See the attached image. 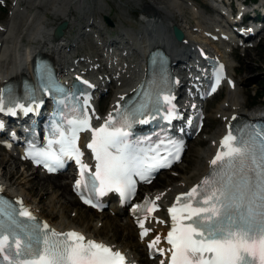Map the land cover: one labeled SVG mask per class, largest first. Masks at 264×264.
<instances>
[{"label":"snow or ice","instance_id":"obj_1","mask_svg":"<svg viewBox=\"0 0 264 264\" xmlns=\"http://www.w3.org/2000/svg\"><path fill=\"white\" fill-rule=\"evenodd\" d=\"M223 68L221 64L217 84ZM41 71L40 80L29 87L24 97L10 91L0 95V112H36L34 106L45 103L44 92L55 98V119L47 143L38 147L29 140L26 151L49 171L63 168L75 158L80 168L75 186L87 203L101 207L99 197L112 189L128 200L136 194L137 176L147 180L162 164L180 159L184 141L167 128L161 130V138L136 134L138 124L156 117L168 121V128L174 119L184 117L174 102L176 94L162 62L159 75L145 80L131 97L122 94L128 98L123 103L117 100L119 107L109 112L99 126L93 125V116L86 111L91 92H81L79 85L69 91L47 64ZM79 79L95 87L84 76ZM77 95L82 98L77 100ZM186 122L190 124L191 118ZM3 128L5 123L0 120V129ZM87 129L92 133L87 147L95 153L94 172L83 161L84 151L78 143L81 131ZM245 129L229 128L210 161L208 174L188 192H181L176 197L178 203L169 208L172 217L166 239L170 249L155 247L161 239L159 235L149 241L154 253L170 251L168 264H264V126L246 125ZM16 199L19 204L0 194V264H133L123 251L109 243L86 238L75 229L57 231L36 217L22 198ZM132 207L142 209L144 218L138 222L142 234H147L145 219L160 204L145 197L143 205Z\"/></svg>","mask_w":264,"mask_h":264},{"label":"bare ground","instance_id":"obj_2","mask_svg":"<svg viewBox=\"0 0 264 264\" xmlns=\"http://www.w3.org/2000/svg\"><path fill=\"white\" fill-rule=\"evenodd\" d=\"M17 5L11 6L13 15L19 18H14L10 15L5 24H0V90L2 85L12 80L20 82L23 76H32L33 58L41 54L50 58L56 64L57 69L63 74V78L72 79L76 74L84 73L85 76L91 77L94 83L98 84L101 89L107 88L110 99L107 108L102 112L104 117L108 116L115 107V102L122 99V94H129L134 86H136L146 73V60L149 52L152 49L161 47L171 57L172 61H176V65L184 63L185 65L192 63L198 66L199 59L187 57L190 53L184 42L177 41L174 37L172 27L179 26L186 31L185 42L189 45L205 43V33L209 29L217 31L219 34L225 31L218 27L217 24H210L205 21L204 14L193 4L186 0H146L144 5L151 7L150 14L140 16L141 22L133 29L118 26L121 32L113 39H107L105 32L101 31L102 25L98 24L96 18H92V12L102 14L105 11V5L102 0H97V4L88 8V22H93L97 31L84 30L77 37L70 38L66 35L69 29H75L79 25V19L73 18L70 13L73 10L81 9V0H13ZM131 1V0H130ZM140 0H132L134 7L143 8ZM126 1L118 0L120 6ZM128 3V2H126ZM120 6V17L125 21L127 17L126 7ZM22 9V17L16 15L17 10ZM149 10V8H148ZM186 10H191L197 18V32L192 30L189 25L188 18L184 14ZM51 15V17H49ZM179 18H175V16ZM146 17H152L146 18ZM155 17V18H154ZM92 18V21L90 19ZM160 18V19H159ZM209 19V18H208ZM68 21L67 31L60 37H54L53 31L59 21ZM165 21V30L164 23ZM218 27V28H217ZM2 30V32H1ZM81 33L89 36L86 39L80 37ZM91 44L93 51L85 53H77L84 44ZM208 50L220 51L217 49L216 43H207ZM214 45V46H213ZM191 54V53H190ZM222 59H225V52H221ZM181 71L179 67L176 72ZM191 72L180 75V83L188 82L192 76ZM244 79V78H243ZM238 79L236 85L227 87L226 96L214 108V115L220 118L217 127L207 134L208 142L199 148H196L197 160L192 163L191 167L179 175L177 178L169 180L165 185L155 188L143 186V194H149L151 197L159 196L158 203L171 202L176 193L185 191L191 185L198 182L201 177L209 170V165L212 156L217 151L220 145V137L226 133L227 124L231 117H239L241 115L256 119L260 117L258 108H246L243 98L239 94L240 81ZM240 80V81H239ZM239 89V90H238ZM238 90V92H237ZM181 103L187 107L189 102L182 93ZM194 143L192 141L190 144ZM15 164V165H13ZM4 167L5 176L0 173V185L3 190L13 196H18L24 199L38 216L50 219L51 224L60 230L77 229L80 232L86 233L90 237L97 240L112 244L116 248L126 251L127 254L135 259L141 260L136 247H144L146 240L138 239L131 240L130 234L122 230L123 241L117 242L113 239L110 232L104 236L99 235L100 227L107 228L109 220H105L107 213L99 214V217L92 223L91 227L85 223L83 225L75 224L64 213V207H58L59 217L53 219L52 214L57 208L55 200L62 201L61 205H68L76 201L71 191V187L67 186L68 173L61 180L59 175L39 174V172H30L25 174V179L22 184L16 181H11L10 176L18 170L13 152L9 149L8 154H0V170ZM18 172V171H17ZM165 171L159 172L160 174ZM15 183V184H14ZM34 188L36 191L48 189L51 192L50 198L42 205L38 198L31 197L27 192V188ZM45 192H41L40 196H44ZM59 193L61 194L59 196ZM60 206V204H59ZM90 210V208H85ZM109 210L115 212L118 221L122 220L119 214H123L117 204L109 207ZM53 211V212H52ZM156 216L165 219L163 210L156 211ZM112 216V215H111ZM110 218V217H109ZM108 218V219H109ZM116 221L118 224L119 222ZM165 221L155 223L150 221V227L156 232L164 229ZM127 229V228H126ZM137 231V230H136ZM154 238V234L150 235ZM135 241V242H134ZM158 248L161 247L159 241ZM141 248V247H140ZM164 261L162 257L156 256L153 260L142 261L143 264H161Z\"/></svg>","mask_w":264,"mask_h":264},{"label":"rangeland","instance_id":"obj_3","mask_svg":"<svg viewBox=\"0 0 264 264\" xmlns=\"http://www.w3.org/2000/svg\"><path fill=\"white\" fill-rule=\"evenodd\" d=\"M137 9H130V14L132 13L134 16H137ZM9 12V8L7 9H0V20H5L7 18ZM109 17H111L112 20H119L120 18V9L115 5L114 2L109 3ZM191 25L196 24L195 19H193L190 23ZM129 26V25H126ZM116 30V28H115ZM228 54V53H227ZM228 59L232 61V68L234 67L235 78L243 79L241 81V90L244 89V97L246 100V107L252 108L257 107L255 103L252 102V96L250 90H257L261 91L262 98L260 101L264 103V36L259 38L257 41V47L254 49H251L248 53L241 54V52H235V54H228ZM255 88V89H254ZM227 91L225 88L220 89V91L213 96L210 100L207 102L206 106V113L207 118H205V126L203 130L199 133L197 138L194 140L193 145L188 146L183 160L175 166L174 171L172 173L175 174H168L166 173V176L159 175L156 181L150 185L149 187L152 189L156 186L166 184L171 180L172 178H177L180 174L185 173L192 165L193 162L197 160V153L196 148L201 147L202 145H205L207 143V138L205 137L206 134H209L211 131L216 128L218 123L220 122L219 119L213 117V110L216 107V105L224 98ZM106 101V97L103 99ZM3 148L0 147V154L6 153ZM16 161V160H15ZM15 165V164H13ZM17 168L19 172H14L9 178L11 181H16L17 183L19 180V184H22L25 177L24 174L29 173L31 171L30 168L26 167L25 165L18 164ZM4 167L1 168L0 173L5 176ZM63 178L61 177V180ZM63 181V180H62ZM15 184V183H14ZM69 186V184H67ZM48 189H44L41 191H36L34 188H27V192L30 194L31 197H36L39 199V202L44 205V202L47 201L50 196L51 192L46 191ZM41 192H45L44 196H40ZM61 194L59 193V196ZM56 204L58 205L56 210L53 212L52 217L53 219H57L59 217L58 214V207H64V213L71 221H73L75 224L83 225L85 223L89 224V227H91L92 223L97 218V213L91 210H85L77 201L68 204V205H61L62 201L55 200ZM60 204V206H59ZM117 220L115 218H109V226L105 228L104 226L100 228L99 235L104 236L108 232H110L111 236L113 238L120 242L123 241V235L122 230L128 232L130 234V239L135 240L136 233L132 231V227L130 223H126V225L121 226L119 223H116ZM122 221V220H121ZM127 228V229H126Z\"/></svg>","mask_w":264,"mask_h":264}]
</instances>
